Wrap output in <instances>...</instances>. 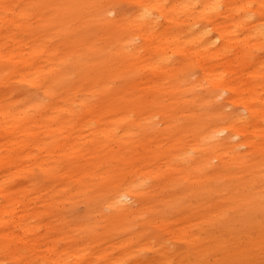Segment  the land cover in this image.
I'll list each match as a JSON object with an SVG mask.
<instances>
[{
  "label": "bare ground",
  "instance_id": "1",
  "mask_svg": "<svg viewBox=\"0 0 264 264\" xmlns=\"http://www.w3.org/2000/svg\"><path fill=\"white\" fill-rule=\"evenodd\" d=\"M6 263L264 264V0H0Z\"/></svg>",
  "mask_w": 264,
  "mask_h": 264
},
{
  "label": "rangeland",
  "instance_id": "2",
  "mask_svg": "<svg viewBox=\"0 0 264 264\" xmlns=\"http://www.w3.org/2000/svg\"><path fill=\"white\" fill-rule=\"evenodd\" d=\"M129 6H130L129 3H127V2H121L120 7H117V10H118V9H121V10H122V9H123V10H128V9L130 8ZM113 13L115 14V12H113ZM114 14H113V15H114ZM81 204H82V205H81ZM75 205H76V206H75ZM77 205H78V206H77ZM74 206H75V207H73V208L70 207V208L72 209V211H71V209H69V208L66 209V210L68 211V214H67V211L65 212L66 216H68V215H69L68 217H70V216H74V215L76 216V214H77L76 212H80V209L83 210V211H84V209H85V207H84L85 204H84V203H81V202H80L79 204H78V203L74 204ZM76 207H78V209H77ZM83 207H84V209H83ZM74 208L77 209V210L74 211ZM69 210H70V213H69ZM81 212H82V211H81ZM71 213H72V214H71ZM79 214H81V213H79ZM77 215H78V214H77ZM6 264H7V263H6Z\"/></svg>",
  "mask_w": 264,
  "mask_h": 264
}]
</instances>
